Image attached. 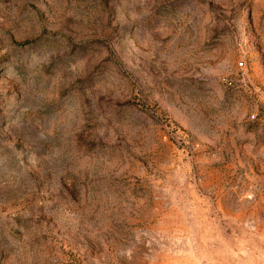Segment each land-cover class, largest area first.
<instances>
[{
  "label": "rangeland",
  "instance_id": "obj_1",
  "mask_svg": "<svg viewBox=\"0 0 264 264\" xmlns=\"http://www.w3.org/2000/svg\"><path fill=\"white\" fill-rule=\"evenodd\" d=\"M263 100L264 0H0V264H264Z\"/></svg>",
  "mask_w": 264,
  "mask_h": 264
},
{
  "label": "built area",
  "instance_id": "obj_2",
  "mask_svg": "<svg viewBox=\"0 0 264 264\" xmlns=\"http://www.w3.org/2000/svg\"><path fill=\"white\" fill-rule=\"evenodd\" d=\"M242 65H243L242 62L237 63V66H238L239 68L242 67ZM260 111H261L262 113H264V100L260 103ZM254 118H255V115H254V114L250 115V119H251V120L254 119Z\"/></svg>",
  "mask_w": 264,
  "mask_h": 264
}]
</instances>
